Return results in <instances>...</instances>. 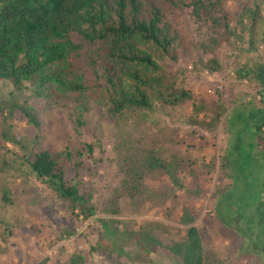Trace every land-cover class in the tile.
I'll use <instances>...</instances> for the list:
<instances>
[{
    "label": "trees",
    "instance_id": "obj_1",
    "mask_svg": "<svg viewBox=\"0 0 264 264\" xmlns=\"http://www.w3.org/2000/svg\"><path fill=\"white\" fill-rule=\"evenodd\" d=\"M229 1L0 0V82L11 88L0 96L1 202L13 204L7 178L20 177L54 193L75 220L91 218V196L80 184L102 162L104 148L102 140L85 139L82 132L97 113L114 128L111 152L122 175V192L149 195L144 187L147 176L166 177L169 186L159 194L180 209L177 223L185 228V242L194 254L191 264H203L194 226L200 191L188 190L184 183L185 175L192 176L193 162L179 154L166 157L162 147L148 146L133 136L129 123L155 126L158 109L189 101L198 116L203 105L194 103L193 93L179 73L170 71L171 65L193 51L194 67L215 72L221 66L218 51L233 42L240 44L234 56L240 67L236 79L252 86L264 104V54L259 53L262 59H250L264 45V0H245L234 11L227 8ZM24 92L45 103L44 111L57 114L73 141L65 138L46 145L42 138L31 144L24 141L17 129L21 122L40 126L36 111L20 100ZM223 115L216 113L215 122ZM233 121L246 126L237 129ZM228 122L235 128L233 143L220 156L216 171L217 180L228 179L229 185L223 189L215 183L211 199L216 217L226 213L216 203L223 192L224 198H236L255 185L253 191L264 197V105L236 113ZM247 176L257 182L248 187ZM177 192H185L189 201L178 202ZM166 213L172 215L173 210ZM231 223L236 225L225 218L221 228L234 236L237 230L226 229ZM64 234L70 237L74 230ZM10 236L1 234L0 240L4 243ZM66 264L86 261L74 253Z\"/></svg>",
    "mask_w": 264,
    "mask_h": 264
},
{
    "label": "rangeland",
    "instance_id": "obj_2",
    "mask_svg": "<svg viewBox=\"0 0 264 264\" xmlns=\"http://www.w3.org/2000/svg\"><path fill=\"white\" fill-rule=\"evenodd\" d=\"M243 1L230 0L227 8L234 11ZM238 47L237 42L221 47L218 51L221 66L213 74L193 66V51L171 65L170 71L179 73L185 88L193 93L194 103L203 105L198 116L189 101L158 109L155 126L129 123L133 136L143 139L148 146L162 147L166 157L179 154L193 162L192 176L185 175L184 183L188 190L200 191L194 206V226L201 239L203 264H264V197L253 191L255 185L251 183L257 182L254 176H247L246 182L252 189L241 193L242 196L224 198L223 193L227 192L220 195L216 203L226 213L216 217L215 202L211 199L215 183L223 189L229 185L228 179L217 180L216 171L220 156L233 143L235 128L228 119L264 105L252 86L236 79L240 74L234 58ZM259 53L264 54V45L259 46L258 52H252L250 59H262ZM10 90V86L0 82V96ZM20 100L26 101L40 120L39 128L20 123L17 129L24 135V141L31 144L30 140L42 138L45 145L65 138L73 141L72 133L64 130L58 115L43 110L45 103L26 92L20 93ZM219 112L224 113L223 118L215 122V114ZM88 122L83 138L92 141L98 138L104 148L102 162L80 184L84 193L91 196L94 215L87 220L81 217L75 220L54 193L34 180L7 178L13 204L0 200V236L8 232L11 236L4 243L0 240V264H66L74 253L84 256L86 264H191L194 254L185 242V228L177 223L180 209L159 194L169 186L167 178L149 174L144 181L149 195L127 196L120 188L122 175L111 152L113 126L107 125L97 113ZM233 125L237 129L246 126L240 121ZM1 194L0 191V197ZM176 195L180 203L190 199L185 192ZM168 209L173 210L172 215L166 213ZM225 218L235 220V226L231 223L226 227L237 230L234 236L221 228ZM71 230L74 234L65 237L64 232ZM239 231L244 234L237 235ZM91 247L96 251L91 252Z\"/></svg>",
    "mask_w": 264,
    "mask_h": 264
},
{
    "label": "crops",
    "instance_id": "obj_3",
    "mask_svg": "<svg viewBox=\"0 0 264 264\" xmlns=\"http://www.w3.org/2000/svg\"><path fill=\"white\" fill-rule=\"evenodd\" d=\"M261 48V47H260ZM260 54H263V53H260Z\"/></svg>",
    "mask_w": 264,
    "mask_h": 264
},
{
    "label": "built area",
    "instance_id": "obj_4",
    "mask_svg": "<svg viewBox=\"0 0 264 264\" xmlns=\"http://www.w3.org/2000/svg\"><path fill=\"white\" fill-rule=\"evenodd\" d=\"M206 73H208V72H206ZM213 74V73H212Z\"/></svg>",
    "mask_w": 264,
    "mask_h": 264
}]
</instances>
